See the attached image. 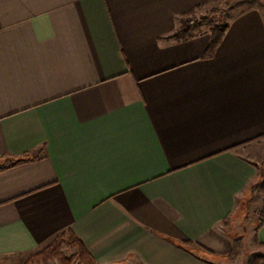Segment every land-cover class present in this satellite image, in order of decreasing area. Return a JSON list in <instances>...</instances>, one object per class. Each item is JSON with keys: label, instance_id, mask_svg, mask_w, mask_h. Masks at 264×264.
Returning a JSON list of instances; mask_svg holds the SVG:
<instances>
[{"label": "crops", "instance_id": "1", "mask_svg": "<svg viewBox=\"0 0 264 264\" xmlns=\"http://www.w3.org/2000/svg\"><path fill=\"white\" fill-rule=\"evenodd\" d=\"M210 1L0 0V264L67 230L95 264H229L248 209L264 248V14L203 57L171 35Z\"/></svg>", "mask_w": 264, "mask_h": 264}, {"label": "trees", "instance_id": "2", "mask_svg": "<svg viewBox=\"0 0 264 264\" xmlns=\"http://www.w3.org/2000/svg\"><path fill=\"white\" fill-rule=\"evenodd\" d=\"M223 1L224 0H212L180 15L178 19V28L173 32L171 37L178 41H185L205 30L209 34V43L203 57L213 55L228 27L229 20L222 21L219 18L213 20L208 14L215 11L218 12V7H221L220 4L222 5ZM197 12L202 14L197 15ZM16 161L14 159L0 160V168L9 167ZM257 186L259 189L263 190V185H253L251 190H255ZM187 244L193 245L192 243ZM63 246H65L66 249L70 248L72 251L69 254H65L62 249ZM238 250V240L235 239L231 251L225 258H234L237 256ZM202 251L204 253L209 252L203 248ZM75 262L77 264H95L93 256L90 254L83 241L72 231L67 230L56 235L46 245L31 253L22 264H75Z\"/></svg>", "mask_w": 264, "mask_h": 264}, {"label": "rangeland", "instance_id": "3", "mask_svg": "<svg viewBox=\"0 0 264 264\" xmlns=\"http://www.w3.org/2000/svg\"><path fill=\"white\" fill-rule=\"evenodd\" d=\"M221 7H218V12H211L210 15L213 20H217L218 18L222 21H228L235 14L246 10L250 7L259 8L264 14V0H224ZM202 13L197 12V15ZM264 170V162L261 165ZM237 221H241L238 227H234L236 225V221H233V237L238 240L239 250L237 256L234 258H223L220 257L219 260L229 263V264H264V248H254V245L251 243V237L248 233V228L245 225H248L249 221L252 219L250 209L243 212L239 217L235 218ZM227 229H229L227 227ZM232 234V233H231ZM63 252L65 254H69L72 250L66 249L65 246L62 247ZM228 261V262H227ZM53 264V263H52ZM56 264V263H54ZM75 264H77L75 262Z\"/></svg>", "mask_w": 264, "mask_h": 264}]
</instances>
